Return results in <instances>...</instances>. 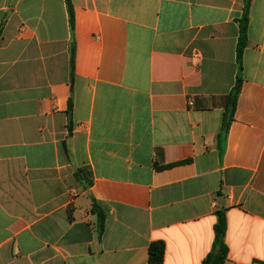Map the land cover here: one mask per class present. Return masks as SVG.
<instances>
[{"label":"crops","instance_id":"0c3cea01","mask_svg":"<svg viewBox=\"0 0 264 264\" xmlns=\"http://www.w3.org/2000/svg\"><path fill=\"white\" fill-rule=\"evenodd\" d=\"M70 3L0 0V264H264V0Z\"/></svg>","mask_w":264,"mask_h":264},{"label":"trees","instance_id":"16d2710c","mask_svg":"<svg viewBox=\"0 0 264 264\" xmlns=\"http://www.w3.org/2000/svg\"><path fill=\"white\" fill-rule=\"evenodd\" d=\"M252 0H245V7H244V15L240 20V40L238 44V61L241 63L243 50L246 47L247 42V28L249 22V8L250 3ZM70 16H71V23L73 24V12L70 0H68ZM241 78H238L237 85L230 97L229 104L231 106V114L233 115L235 112V105L236 99L239 95L241 90ZM70 111L72 110V104H69ZM87 172L90 175V171L80 169L76 173V177L81 179L82 174ZM92 211L98 217V230L99 233L102 234L104 231V215L100 208L93 202ZM215 232V240L214 245L211 253L206 257L203 264H225L228 257V246L225 242L226 232H227V217L225 210L217 212V223L214 227ZM164 256H165V244L163 242H154L151 244L149 249V263L150 264H163L164 263Z\"/></svg>","mask_w":264,"mask_h":264},{"label":"built area","instance_id":"2783aa9c","mask_svg":"<svg viewBox=\"0 0 264 264\" xmlns=\"http://www.w3.org/2000/svg\"><path fill=\"white\" fill-rule=\"evenodd\" d=\"M196 57H200V55L197 53V54H196Z\"/></svg>","mask_w":264,"mask_h":264}]
</instances>
